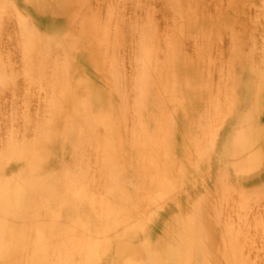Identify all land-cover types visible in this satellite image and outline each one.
Masks as SVG:
<instances>
[{"label": "bare ground", "instance_id": "obj_1", "mask_svg": "<svg viewBox=\"0 0 264 264\" xmlns=\"http://www.w3.org/2000/svg\"><path fill=\"white\" fill-rule=\"evenodd\" d=\"M117 1L0 0V264H264V1Z\"/></svg>", "mask_w": 264, "mask_h": 264}, {"label": "rangeland", "instance_id": "obj_2", "mask_svg": "<svg viewBox=\"0 0 264 264\" xmlns=\"http://www.w3.org/2000/svg\"><path fill=\"white\" fill-rule=\"evenodd\" d=\"M92 1H93V2H92L91 5L94 4V5H93V8H98V9L101 10L102 12L104 11L103 8L105 7V4H104V3H105L106 0H103V1L99 0L100 2L97 1V0H96V1H95V0H92ZM118 1H120V0H118ZM118 1H117V2H118ZM203 1H204V3H205L206 7L208 8V10L212 9V7H213L214 4H215V0H210L209 2H208V0H207V1H206V0H203ZM263 1H264V0H253V2H254L255 5H258V4H260L261 2H263ZM152 2H153V1H152ZM154 2H155V0H154ZM154 2H153V4H154ZM157 2H158V1H156V3H157ZM126 3H128V4L130 5L129 2H125V4H124V6H125V7H124V10L127 9V11L130 12V6H131V5H130V6L128 5V7H127V4H126ZM95 4H96V6H95ZM101 4H103L104 6L101 5ZM157 4H158V3H157ZM157 4H154V5L157 6ZM99 5H100V7H99ZM151 5H152V4H151ZM154 5L151 6V7L153 8V10H154V14H156L155 16H159V17H160V16H161V15H160L161 12L159 13V10H160V9H158V8L155 7ZM158 5H159V4H158ZM91 7H92V6H91ZM158 7H159V6H158ZM255 7H256V6H255ZM155 8H156V9H155ZM253 9H254V8H253ZM157 12H158L159 14H158ZM127 15L130 16V13H129V14L127 13ZM127 15H126V16H127ZM162 17H163V16H162ZM160 18H161V17H160ZM163 18H164V17H163ZM165 18L167 19L168 17H165ZM165 18H164V19H165ZM156 19H157V21L159 22V26H160V27L164 25V24H162V23H164V22H163V21H164L163 19H158V18H156ZM166 19H165V21H166ZM168 19H169V18H168ZM168 19H167V20H168ZM160 20H161V21H160ZM169 20H170V19H169ZM169 20H168V21H169ZM168 21L165 22V25H166V26H167V24H168V23H167ZM169 22H170V21H169ZM9 23H10L11 26L8 24V25L10 26V28H8V29H11V28H12V30L14 31V29H15V23H14L13 21H10ZM160 24H162V25H160ZM169 24H170V23H169ZM169 24H168V25H169ZM13 25H14V28H13ZM169 26H170V25H169ZM169 26H168L167 28H165V29L167 30V29L169 28ZM163 28H164V27H162V29H161V28H160V29H161L162 31H165V29H163ZM9 31H10V33L13 32V31H11V30H9ZM256 38L259 39L260 36L257 35ZM6 39H7V38H5V40H6ZM5 40H4V44H5L9 49H10V47L13 49V50H11V51L14 53V56H15V54H17V53L14 52V47H13V45H11V43H9V40H8V42L5 41ZM188 42H189V43H188ZM190 42H192V41H191V40H189V41L187 40L186 43H185V48L187 49V51H188L189 53L192 52V45H191ZM192 43H193V42H192ZM7 44H8V45H7ZM187 45H188V46H187ZM126 46H127V45H125V49H126ZM123 49H124V48H123ZM125 49H124V50H125ZM126 52H127V51H124L123 54L126 55V54L128 53V52H127V53H126ZM213 52H215V51H213ZM125 53H126V54H125ZM17 56H18V54H17ZM15 57H16V56H15ZM17 59H18V57H17ZM126 62H127L126 64H127L128 67H129V63H128L127 60H126ZM126 64H125V65H126ZM127 65H126V68H127ZM34 91L36 92V90H34ZM34 91H33V92H34ZM36 93H37V92H36ZM33 94H35V93H33ZM35 95H37V94H35ZM35 95H33V98H36ZM38 95H39V94H38ZM16 96H18V97H16ZM21 96H22V94H21ZM21 96H20V95H16V94H15L14 96H12L13 100L15 99V100L13 101L14 103H13L12 108L10 107V105H12V102H10V101L12 100L11 98H10L11 100H9V97H8L7 99H6V97H5V99H6L7 101H6V100H3L5 103H7L8 100H9V102L11 103V104H10V103L8 102V103H9V106H8V107L10 108V110L12 109V111H13V112L9 111L10 114H8L9 112L6 111V110L8 109V107L3 103V101H2V103L0 102V106H1V104H4L5 107H7V108H5V109H2V108H4V105H2V107H0V108H1V109H0V110H1L0 113L2 112L1 115H2V114L4 113V111H5V115L3 114V115H4V119H3L4 122H5V121H8V120H5V118L7 119L8 117H10V119H11V117H12V115H13V113H14V116H13L14 118L12 117L13 120H11V122H13V123L11 124V126L14 125L13 127H16L15 125H17L18 122H19L20 124H22V125L24 124V125L26 126L27 124H25V121H27V120H29V119H31V120H29V121L32 122V116H31V117L29 116L28 118H26V117L23 118V111L26 110V107H25V106H22L23 104H22V105L20 104V103H22V99H23V98H22L23 96H22V97H21ZM34 96H35V97H34ZM16 98H17V100H16ZM33 98L30 99V102H31V100H32ZM2 99H3V98H2ZM2 99H1V100H2ZM19 99H20V100H19ZM37 99H38V98H37ZM1 100H0V101H1ZM35 100H36V99H33L31 103H28V104H30V106L27 105V108H28L29 112H30V111H31V112H34V111L36 112V111H37V112H36V113L38 114L37 116H36L35 113H33V114H34V117H36V118L38 119V118H40L41 114H40V116H39V113H38L39 109H36V107L39 108V105H40V99H39V100H36L37 103L35 102ZM16 101H17V102H16ZM19 101H20V103H18ZM15 102L18 104L19 107L17 106V104H16ZM33 102L35 103L34 105H32ZM15 104H16V107H17V108H15V106H14ZM19 104H20V105H19ZM20 106H21V107H20ZM32 106H33V109H35V110L32 109ZM13 107H14L15 109H13ZM22 108H23L24 110H23ZM30 108H31L32 110H31ZM19 109H22V110H21V112H22V116L20 115L21 113H20V110H19ZM8 110H9V109H8ZM28 110H27V111H28ZM6 112H7V113H6ZM17 112H18V114H17ZM11 113H12V114H11ZM15 113H16V114H15ZM7 114H8V115H7ZM31 114H32V113H31ZM31 114H30V115H31ZM1 115H0V118H1V117L3 118V116H1ZM9 115H10V116H9ZM18 115H19V118H15V117L18 116ZM7 116H8V117H7ZM38 116H39V117H38ZM21 117H22V118H21ZM34 117H33V120L36 119V118L34 119ZM2 118H1V121H2ZM8 119H9V118H8ZM10 119H9V122H10ZM19 119H21V120H20L21 122H20V121H17V120H19ZM22 119H23L24 121H23ZM1 121H0V122H1ZM14 122H15V123H14ZM16 122H17V123H16ZM31 122H30V124H31ZM263 122H264V115H263ZM19 123H18V124H19ZM20 124H19V125H20ZM30 124H29V125H30ZM19 125L16 127L17 130L14 129V128H13V129L16 130V131H19V130L21 131V129L23 128L24 125H23V126H22V125L19 126ZM29 125H28V126H29ZM25 126H24V127H25ZM18 128H19V130H18ZM20 128H21V129H20ZM2 133H4V132H2ZM2 133H1V134H2ZM5 135H6V134H2V135H0V137H2V136L5 137ZM256 209H257V211L260 209V210L258 211V214H257V215H259L260 212H261L260 214L264 213V206H263V205L258 206L257 208H255V210H256ZM262 211H263V212H262ZM261 245L263 246L264 244H262L260 241H257V242H254L253 246L251 247V250H250L249 253H252V254H250V256H253L252 258H253L254 260H257V261H262V260H263V261H264V246L261 247ZM252 251H253V252H252ZM262 258H263V259H262Z\"/></svg>", "mask_w": 264, "mask_h": 264}]
</instances>
